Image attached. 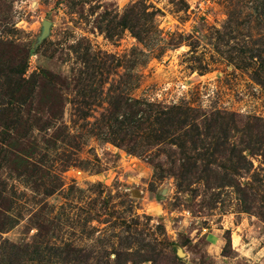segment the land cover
Instances as JSON below:
<instances>
[{
  "label": "rangeland",
  "instance_id": "374dc122",
  "mask_svg": "<svg viewBox=\"0 0 264 264\" xmlns=\"http://www.w3.org/2000/svg\"><path fill=\"white\" fill-rule=\"evenodd\" d=\"M0 264H264V0H0Z\"/></svg>",
  "mask_w": 264,
  "mask_h": 264
},
{
  "label": "water",
  "instance_id": "95a60500",
  "mask_svg": "<svg viewBox=\"0 0 264 264\" xmlns=\"http://www.w3.org/2000/svg\"><path fill=\"white\" fill-rule=\"evenodd\" d=\"M48 25H49V22L47 20H44L43 21V30H44V32H47Z\"/></svg>",
  "mask_w": 264,
  "mask_h": 264
}]
</instances>
